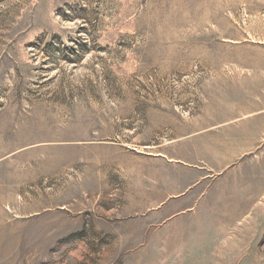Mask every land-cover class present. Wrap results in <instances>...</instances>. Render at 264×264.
<instances>
[{"label": "rangeland", "instance_id": "374dc122", "mask_svg": "<svg viewBox=\"0 0 264 264\" xmlns=\"http://www.w3.org/2000/svg\"><path fill=\"white\" fill-rule=\"evenodd\" d=\"M0 264H264V0H0Z\"/></svg>", "mask_w": 264, "mask_h": 264}, {"label": "crops", "instance_id": "0c3cea01", "mask_svg": "<svg viewBox=\"0 0 264 264\" xmlns=\"http://www.w3.org/2000/svg\"><path fill=\"white\" fill-rule=\"evenodd\" d=\"M160 154H161V155H164V153H160ZM164 156H165V155H164ZM229 160H230V162H231L232 159L229 157ZM231 172H232V170H230V171H228L227 173L221 175L222 178L224 177L222 180L225 181V182L228 183V184H229V180H232V175H231L232 173H231ZM224 175H225V176H224ZM202 177H204V175H203ZM218 177H219V176H218ZM218 186H220V185H216L215 188H219ZM162 188H165V187L162 186ZM167 188H169V187H167ZM203 188H204V187H203ZM228 188H229V186H228Z\"/></svg>", "mask_w": 264, "mask_h": 264}]
</instances>
